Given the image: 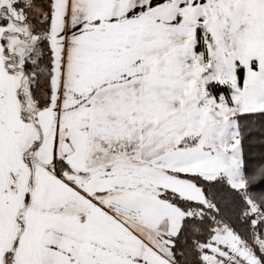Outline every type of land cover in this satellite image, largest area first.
Returning <instances> with one entry per match:
<instances>
[{
	"label": "snow or ice",
	"instance_id": "snow-or-ice-1",
	"mask_svg": "<svg viewBox=\"0 0 264 264\" xmlns=\"http://www.w3.org/2000/svg\"><path fill=\"white\" fill-rule=\"evenodd\" d=\"M0 264H264V0H0Z\"/></svg>",
	"mask_w": 264,
	"mask_h": 264
}]
</instances>
